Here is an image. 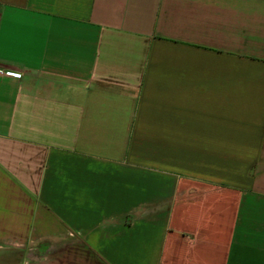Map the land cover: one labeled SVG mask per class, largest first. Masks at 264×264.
Here are the masks:
<instances>
[{"label": "crops", "instance_id": "obj_1", "mask_svg": "<svg viewBox=\"0 0 264 264\" xmlns=\"http://www.w3.org/2000/svg\"><path fill=\"white\" fill-rule=\"evenodd\" d=\"M0 70V264H264V0H0Z\"/></svg>", "mask_w": 264, "mask_h": 264}, {"label": "built area", "instance_id": "obj_2", "mask_svg": "<svg viewBox=\"0 0 264 264\" xmlns=\"http://www.w3.org/2000/svg\"><path fill=\"white\" fill-rule=\"evenodd\" d=\"M4 73V71L3 70H0V74H3ZM16 74V76H18V77H21V73H15ZM32 252V251H31ZM36 258V257H35ZM38 258V257H37Z\"/></svg>", "mask_w": 264, "mask_h": 264}, {"label": "rangeland", "instance_id": "obj_3", "mask_svg": "<svg viewBox=\"0 0 264 264\" xmlns=\"http://www.w3.org/2000/svg\"><path fill=\"white\" fill-rule=\"evenodd\" d=\"M34 251L32 250V252L30 251V252H27V255H34Z\"/></svg>", "mask_w": 264, "mask_h": 264}]
</instances>
